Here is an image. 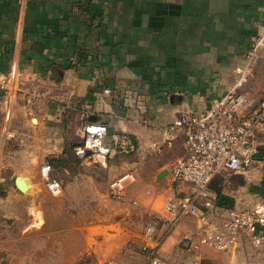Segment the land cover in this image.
<instances>
[{"label": "crops", "instance_id": "0c3cea01", "mask_svg": "<svg viewBox=\"0 0 264 264\" xmlns=\"http://www.w3.org/2000/svg\"><path fill=\"white\" fill-rule=\"evenodd\" d=\"M263 23L264 0H0V218L29 219L36 230L49 226L48 211L38 203L48 192L40 166L64 145H81L80 113L87 111L90 121L106 125L113 150L114 142L122 147L125 140L139 146L131 152L159 153L146 163L161 189L133 201L150 210V218L134 251L124 245L120 255L114 249L118 262L141 264L148 248L168 264H264L243 234L227 250L194 247L204 227L198 220L183 218L165 232L154 218L163 214L171 165L184 153L179 132L165 142L167 125L180 112L205 110L236 85L247 37L261 32ZM28 95L32 100L25 106ZM150 142L158 148L148 147ZM77 166L72 178L82 179L86 160ZM16 175H26L32 189L19 192ZM179 189L185 192L187 185ZM262 201L264 191L238 184L215 196L210 222L218 225L227 209ZM150 223L154 230L147 235ZM90 246L93 263L102 264L96 244Z\"/></svg>", "mask_w": 264, "mask_h": 264}, {"label": "rangeland", "instance_id": "374dc122", "mask_svg": "<svg viewBox=\"0 0 264 264\" xmlns=\"http://www.w3.org/2000/svg\"><path fill=\"white\" fill-rule=\"evenodd\" d=\"M240 70L237 74L240 84L236 90L257 99L264 93V23L261 32L248 35ZM77 110L68 115L72 123ZM76 139L80 140L79 137ZM257 140L259 147L264 149V133ZM131 149L123 151L116 144L105 168L99 167L88 155H77L74 151L80 159L86 160V168L81 169L85 174L82 179L72 178L78 166L67 172L50 166L49 177L60 181L61 191L56 195L45 191L43 199L38 201L48 211L46 220L49 226L36 230L29 219L0 218V264H94L91 257L94 252L90 246L93 243L102 262L108 259L119 261L114 258V249L123 255L124 245L134 251L150 218V210H142L141 205L133 201H141L146 190L155 195L161 186L155 181L156 171L146 163L149 157H156L159 153L147 156L131 152ZM124 173H132L135 179L124 180V198L115 200L109 194V184ZM217 179L223 193H230L238 184H243L248 191L250 188L264 191V164L253 166L244 175L224 174ZM148 198L149 202L153 201L151 196ZM159 199L156 198L155 203ZM128 210L132 213L129 219ZM39 217L36 222L40 224L41 215ZM24 222L29 225L20 230L25 226Z\"/></svg>", "mask_w": 264, "mask_h": 264}, {"label": "built area", "instance_id": "2783aa9c", "mask_svg": "<svg viewBox=\"0 0 264 264\" xmlns=\"http://www.w3.org/2000/svg\"><path fill=\"white\" fill-rule=\"evenodd\" d=\"M3 81L0 79V82ZM239 84L238 80L236 85ZM236 85L211 100L205 110L180 112L167 125L165 142L170 144L175 137L174 133L179 132L184 153L175 158L171 165L170 189L162 202L163 214L157 213L154 218L163 223L165 232L173 229L183 218L198 220L204 227L200 236L192 243L194 247L202 244L217 250H227L243 234L249 245L264 257V201L241 209H227L226 218L221 223L215 225L210 222L215 199V194L209 189L210 181L224 174L244 175L253 166L264 164V156L257 140L264 133V93L255 99L247 93L238 92ZM103 92L108 93L109 89L104 88ZM31 100V96H26L24 105L28 106ZM89 116L87 111L80 113L81 145L75 152L78 155H88L98 166L105 167L113 150L105 140L107 127L103 123L88 121ZM6 135L13 137L9 132ZM120 146L123 151L126 148H139L125 140ZM147 146L158 148L155 142H150ZM49 170L47 163L40 166L44 185L50 194H59L61 183L49 177ZM128 178H131L130 174L111 181V198H124V180ZM181 184L187 185L185 192L179 189ZM153 230V223L146 226L147 235ZM144 251L141 264H168L153 249L146 248ZM102 264L122 263L108 259Z\"/></svg>", "mask_w": 264, "mask_h": 264}, {"label": "trees", "instance_id": "16d2710c", "mask_svg": "<svg viewBox=\"0 0 264 264\" xmlns=\"http://www.w3.org/2000/svg\"><path fill=\"white\" fill-rule=\"evenodd\" d=\"M112 107L115 113L120 114L121 107L119 104V101L112 100ZM88 121L89 118L87 119ZM107 136V133H106ZM106 140V138H105ZM106 143L112 146V141L106 140ZM264 149H261L263 156H264ZM80 158L75 154L74 152V145H64L60 154L56 156H48L45 158V163L49 164L52 168L54 167H60L63 169H66L68 171H73V169L78 165ZM209 189L215 194L216 197H218L221 193L220 185H219V179L217 177H214L210 183H209Z\"/></svg>", "mask_w": 264, "mask_h": 264}, {"label": "water", "instance_id": "95a60500", "mask_svg": "<svg viewBox=\"0 0 264 264\" xmlns=\"http://www.w3.org/2000/svg\"><path fill=\"white\" fill-rule=\"evenodd\" d=\"M13 183L15 188L21 193H26L28 190L32 189V184L29 182V178L26 175H16L13 178ZM29 213L34 215V209L30 208Z\"/></svg>", "mask_w": 264, "mask_h": 264}]
</instances>
